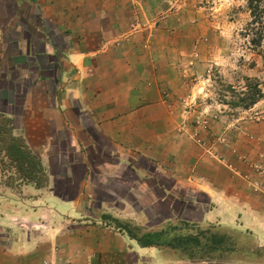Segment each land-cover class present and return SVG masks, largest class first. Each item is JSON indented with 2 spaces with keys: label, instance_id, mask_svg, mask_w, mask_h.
I'll return each mask as SVG.
<instances>
[{
  "label": "crops",
  "instance_id": "obj_1",
  "mask_svg": "<svg viewBox=\"0 0 264 264\" xmlns=\"http://www.w3.org/2000/svg\"><path fill=\"white\" fill-rule=\"evenodd\" d=\"M65 4L0 0V116L43 168L0 183L26 197L0 204V264H264V97L197 126L217 56L174 6Z\"/></svg>",
  "mask_w": 264,
  "mask_h": 264
},
{
  "label": "rangeland",
  "instance_id": "obj_2",
  "mask_svg": "<svg viewBox=\"0 0 264 264\" xmlns=\"http://www.w3.org/2000/svg\"><path fill=\"white\" fill-rule=\"evenodd\" d=\"M78 1L80 3L83 0ZM165 1L174 6L172 16L188 22L192 37L197 33L201 36L200 40L197 38L198 41L191 39L188 45L190 53L204 54L207 58L217 56L213 62L204 61L207 69L211 70L212 80L207 89L203 87L205 92L202 91L199 104L194 107L199 105L201 111L197 108L192 112L197 121L195 125H199V113L213 119L217 115L243 120L257 117L254 112L245 113V109L255 100L261 101L262 94L264 96V19L258 23L253 21L247 0ZM66 2L67 8L70 0ZM130 9L127 8V24L130 29H134L137 24H133L136 19L130 15ZM226 129L227 120L218 125L217 132L224 134ZM6 164L7 161L5 164L0 163V183H4L7 176L14 172L4 171L8 168ZM61 191L70 194L67 188L62 187ZM22 195L20 191L13 193L12 190L7 192L1 189L0 204L4 207L6 201L19 202L18 199L21 201L26 198ZM7 196H10V200Z\"/></svg>",
  "mask_w": 264,
  "mask_h": 264
},
{
  "label": "trees",
  "instance_id": "obj_3",
  "mask_svg": "<svg viewBox=\"0 0 264 264\" xmlns=\"http://www.w3.org/2000/svg\"><path fill=\"white\" fill-rule=\"evenodd\" d=\"M247 2L253 15V21L256 23L263 21L264 0H247ZM263 97L262 94L260 99ZM258 101L259 99L255 100L246 108L249 109ZM6 161L8 168L4 171H14L6 178V182L10 186L17 187L15 186L17 181L38 183L37 177L43 171L40 159L28 149L24 140L13 136L10 120L0 116V163L5 164ZM39 177L43 176L40 174Z\"/></svg>",
  "mask_w": 264,
  "mask_h": 264
}]
</instances>
